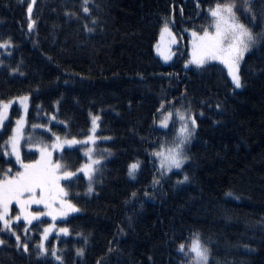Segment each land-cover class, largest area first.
Instances as JSON below:
<instances>
[{
  "label": "trees",
  "instance_id": "obj_1",
  "mask_svg": "<svg viewBox=\"0 0 264 264\" xmlns=\"http://www.w3.org/2000/svg\"><path fill=\"white\" fill-rule=\"evenodd\" d=\"M29 2L0 0V41H12L0 49V99L27 95L25 133L47 144L54 139L48 128L81 140L90 133L92 116H99L94 135L106 139L94 144L104 159L89 193L77 171L85 159L82 148L68 146L57 155L75 173L62 185L80 211L55 221L69 234L53 235L49 251L38 256V238L24 237L21 224L14 231L28 243L27 252L0 225V264H61L53 247L63 264H184L178 245L189 244L196 231L210 249L209 264H264V40L239 62L242 87L236 88L221 63L185 66V30L204 27V9L216 0H200V9L196 0H36L31 30ZM248 7L254 19L249 22L241 7V22L254 34L264 32V0H248ZM164 19L179 43V49L171 45L178 52L168 61L156 50ZM161 100L166 107L168 101L181 110L190 107L197 124L185 149L188 159L164 176L151 155L167 132L153 122ZM17 117L12 107L4 124L13 127ZM10 134L11 128L0 146ZM35 158V152L24 154L25 162ZM137 160L133 178L128 166ZM4 168L13 175L20 170L0 153ZM40 220L46 225L50 218Z\"/></svg>",
  "mask_w": 264,
  "mask_h": 264
},
{
  "label": "snow or ice",
  "instance_id": "obj_2",
  "mask_svg": "<svg viewBox=\"0 0 264 264\" xmlns=\"http://www.w3.org/2000/svg\"><path fill=\"white\" fill-rule=\"evenodd\" d=\"M29 2L27 5V13L29 16V23L27 28L31 30L35 24V21L31 20V13L33 10V3ZM88 0H84V5H87ZM196 7L200 9V0H196ZM243 7V15L251 22L254 16L251 14V9L248 7V0H243V4L238 6L236 0H216L211 5H208L204 9V15L208 19L206 27H201L199 31H190L191 35V49L190 57L185 61V66L189 64L195 65L197 68H203L208 65L210 61H219L223 64L227 70L228 75L231 77L232 83L236 88L242 87V80L239 74V62L243 59L245 53L249 49L258 43L260 40H264V32L254 34L252 30L242 23L238 12ZM84 13L89 12V8L84 6L82 8ZM182 11V10H181ZM68 13H66L67 15ZM95 22V21H93ZM171 21L164 19L161 27V41L157 43L156 50L159 55L165 61L171 60L175 55L171 51V45H177L179 49L178 38L172 33L169 27ZM92 31V29H87ZM165 34H167V41L164 40ZM182 39V37H180ZM161 42L164 43V48L161 49ZM12 46L10 39L0 41V49H8ZM3 64V61H0ZM18 66L10 68V74L18 72ZM23 75V73H20ZM19 101V104L23 106L24 115L19 116L15 121V128H11L12 122L9 121L7 125L4 124L6 113L13 103V99L4 100L0 99V138L7 133V130L11 128L13 135L8 137V140L4 142L3 146H0V153L3 155L15 156V162L20 165L19 171L14 175L11 174V168H4L0 170V225L3 228L12 231V224L15 221H23L31 224L33 220L39 223H45L41 221V217H51L53 221L57 217H67L69 213L79 212L80 209L68 198V192L61 185V180H67L69 177L74 176L75 173L66 170V166L61 164V160H53V151L63 149L64 145L69 146L75 144H94L97 139L100 138L94 135L96 128L98 127L97 121L99 116H92L90 133L86 135L83 141L77 140L75 137L71 139H61L55 132H52L51 128L48 131L51 132L54 140L52 143L45 145L41 140H34L31 135L25 140V144L28 147H35L39 151V158L29 162H25L21 158V139H23V127L26 123L27 117V101L29 97L27 95L14 98ZM171 101H168V107L165 106L164 100H161L160 106L156 109L157 118L154 119V123H157L161 129H168L164 136L160 137L155 145L151 155L158 160V170L161 176L166 175L173 169H181L185 161L188 159L186 154V147L190 142L192 135L197 126L196 118L191 113V109L174 108ZM179 119V128L176 127V121L173 116ZM56 115L50 116V121H56ZM171 122V125H170ZM60 123H64L61 121ZM31 127L35 129L38 127L36 124H32ZM39 127H44L40 125ZM10 147L11 151H8ZM92 148L86 149L89 163L84 165L82 169L77 171H84L86 174H90L95 169L92 168L93 164H99V160H93L91 157ZM110 154V153H109ZM62 159V157H61ZM11 164V161H6ZM140 168V162L137 160L128 166V175L135 176L136 171ZM184 181H187L188 177H183ZM181 181H177L180 183ZM154 183H159L158 180H154ZM93 191L92 183L90 182L87 187V192ZM135 196V193L132 194ZM15 203L19 211L15 215H11V206ZM33 205H43V210L31 211ZM67 223V220L61 221ZM19 226V225H17ZM35 227H39V224ZM55 228L54 224H48L43 228V232L40 233L39 243L35 245L39 250L36 255H44L49 249L45 247L44 241L47 240L49 233ZM26 231V230H25ZM59 233L65 235L69 234L68 227H60ZM81 235V233H76ZM15 235V242L18 246L22 247L23 251H28V243L21 242V236ZM85 243L87 237L84 238ZM4 241L0 240V244ZM178 252L183 256L188 257V264H209L210 249L207 243L202 242L200 233L196 231L193 234L191 242L185 244L179 243ZM77 255H83V249H77ZM51 255L55 260L60 261L63 264L62 257L57 255V250L53 247L51 249Z\"/></svg>",
  "mask_w": 264,
  "mask_h": 264
},
{
  "label": "rangeland",
  "instance_id": "obj_3",
  "mask_svg": "<svg viewBox=\"0 0 264 264\" xmlns=\"http://www.w3.org/2000/svg\"><path fill=\"white\" fill-rule=\"evenodd\" d=\"M36 1V0H35ZM31 2H32V0H31ZM35 5H36V2L35 3H33V12L35 11ZM207 24H208V19H207V21H206V23L204 24V27H206L207 26ZM164 40L165 41H167V38H166V36L164 37ZM190 41H191V35H190V33H189V41H188V44H189V47H188V53H189V57H190V49H191V43H190ZM161 49H163L164 48V43L163 42H161ZM171 51H173V52H178V49L177 48H174V50H172V46H171ZM161 56V55H160ZM162 57V56H161ZM211 63H215V64H219L220 62L219 61H210ZM223 65V64H222ZM193 66H195V65H193ZM224 66V65H223ZM196 67V66H195ZM29 99H28V101L26 102L27 103V105H28V109H27V117H28V112H29ZM12 107H15V108H17L18 110H19V116H22V115H24V109H23V106H21L20 104H19V101L18 100H13V103H12V105L10 106V108H9V110H8V112L6 113V119H5V121L7 122V119H8V117L10 116V112H11V108ZM173 111H174V108L172 109ZM27 117H26V123H27ZM19 117H17L16 119H18ZM16 119L14 120V125H13V127H11V128H15L16 127V125H15V121H16ZM173 119L176 121V127H177V129L179 128V119H178V117H176L175 115L173 116ZM5 121H4V123H5ZM26 123H25V125H24V127H23V139H21V158L24 160V154L25 153H29V152H35V156H36V158H35V160L36 159H38L39 158V151L35 148V147H28L26 144H25V139H26V137H27V133H25L26 132ZM170 125H171V122H170ZM167 132L169 131L168 129H165ZM95 133H96V131H95ZM11 135H13V132H12V130H11V134H10V136ZM28 135H31V136H34V138H37L38 139V137H39V139H42L41 138V136L40 135H35L34 133H28ZM193 136V135H192ZM62 140L63 139H65V138H61ZM85 139V138H84ZM84 139H81L80 141H83ZM54 140V139H53ZM52 140V141H53ZM52 141L51 142H49L48 144H50V143H52ZM44 143V142H43ZM45 145H47V143H44ZM189 144V143H188ZM80 146L81 148H82V153L84 154V156H85V159H84V161H83V163H81V166L78 168V169H82V167L84 166V165H86V164H88L89 163V159H88V155L86 154V149L88 148V147H91L92 148V152H91V157H92V159L93 160H99V164H93L92 165V168L93 169H95L94 171H92L90 174H86L84 171H78V173H80V174H82L86 179H87V182L88 183H92V184H94V180H95V178H96V175H97V172H98V170H99V168H100V166L102 165V158L104 159V155H103V152L102 153H100L101 154V156L100 155H98L97 154V152H95L96 151V149H98V146H97V144H92V145H83V144H75V145H71V146H69V145H67V144H65L64 145V147H63V149L65 148V147H76V146ZM188 146V145H187ZM63 149H61V150H55V151H53V155H52V159L55 161V160H57V155L60 153V152H62V150ZM8 151L10 152L11 151V149H10V147L8 148ZM10 157H12L13 159H14V161H15V156H13V155H9ZM154 158V162H156V164L158 165V160L155 158V157H153ZM17 164V163H16ZM62 164V163H61ZM63 165V164H62ZM18 166H19V168H20V165L18 164ZM21 170V169H20ZM173 170H176V169H173ZM62 182H63V180H61V185H62ZM63 186V185H62ZM64 187V186H63ZM66 190V189H65ZM43 206V205H42ZM41 205H39V206H37V205H33L32 207H31V211H34L33 209L34 208H36V209H43V207H42ZM11 208H12V212L10 213L11 215H15V213L17 212V211H19V209H18V207L15 205V203H13V205L11 206ZM70 214H73V213H69L68 214V216L70 215ZM67 216V217H68ZM46 217V216H45ZM43 218V217H42ZM47 218H50V220H48V222H47V224L46 225H43L42 223H41V226L39 225V227L37 228V227H35L36 225H38L39 223H36L37 221L36 220H33L32 221V223L31 224H28L27 222H25V221H23V218H21V221H15V222H13V224H12V226H11V228H12V231H9L8 229H6L7 231H9V232H14L15 233V231H14V227L16 226V224H21L20 226H21V228H22V234L24 235V237H30L31 238V235H34V238H36V240H37V238H38V243H39V239H40V233H42L43 232V228L44 227H46L48 224H54L55 225V228L49 233V235H48V238H47V240H45L44 241V245H45V247H46V244H47V242H48V240L53 236V235H56L59 231H58V229L59 228H57V224L55 223V221H53L52 220V218L51 217H47ZM57 218H61V217H57ZM64 218H66V217H64ZM15 225V226H14ZM22 225H24V226H22ZM25 228V229H24ZM26 230V231H25ZM62 235H64L63 233H61ZM183 255V254H182ZM184 264H188V257H185L184 256Z\"/></svg>",
  "mask_w": 264,
  "mask_h": 264
}]
</instances>
